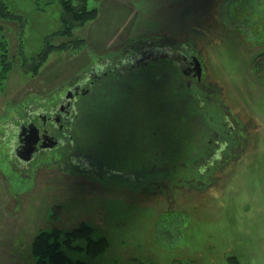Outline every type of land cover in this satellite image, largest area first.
Returning <instances> with one entry per match:
<instances>
[{"label":"rangeland","instance_id":"obj_1","mask_svg":"<svg viewBox=\"0 0 264 264\" xmlns=\"http://www.w3.org/2000/svg\"><path fill=\"white\" fill-rule=\"evenodd\" d=\"M6 2L24 23L0 18L12 63L0 83V264H35L30 247L39 232L83 223L109 247L96 257L64 247L72 261L264 264V81L252 65L264 52V0H89L97 18L73 31L85 46L51 53L37 74L26 72L25 58L58 28V4ZM148 46L187 48L201 61L192 103L214 130L231 132L222 135L230 144L219 160L194 162L207 150L213 160L220 145L208 119L186 111L182 73L161 58L127 77H103L95 91L107 101L88 123V98L80 104L74 142L82 141L89 169L77 171L73 153L56 151L29 166L18 162L20 118L93 64L129 60ZM160 126L177 132L155 134Z\"/></svg>","mask_w":264,"mask_h":264},{"label":"flooded vegetation","instance_id":"obj_2","mask_svg":"<svg viewBox=\"0 0 264 264\" xmlns=\"http://www.w3.org/2000/svg\"><path fill=\"white\" fill-rule=\"evenodd\" d=\"M193 57L197 56L188 51L187 48L178 51L173 48L148 46L140 54H136L135 57L129 59L130 61L126 58L119 59L116 64L106 61L93 64L89 70L81 75L80 79H73L68 86H61L51 96H46L40 103H37L32 110L27 112V116L18 120V125L15 129L16 133L13 136L14 153L17 156L18 162L29 166L37 162L42 156L56 151L62 152L63 156L73 153L74 159L72 161L74 166H80L82 162V167L78 168L77 171L89 169L91 167L90 162L83 160L85 157L80 151L81 143L79 140L74 142V136L78 138L79 121L82 119L80 114L82 106L80 107V104L84 103L86 98L91 100L90 103L97 99L95 88L103 82V77H127L128 73H133L138 67L146 66L147 62L151 60L170 59L175 67L178 68L177 70H180V73H182L184 85L188 87L187 91L191 92L192 83H196L198 87L202 83V77L200 80L195 77L196 72L194 69L196 65L193 63ZM111 64L113 65L112 67ZM201 67L203 75L204 68L202 63ZM196 96H199L198 93ZM225 119L226 116L223 117L220 123L221 128ZM35 127H37L38 132L35 130ZM223 134L230 136L231 132L229 133L224 130L222 134L216 135L214 143L216 146L220 145V148L217 149L219 154L215 155L213 160H210L209 155L204 160L199 161L195 159L194 162L207 166V163L219 160L222 156L223 148L230 144L228 143V139L222 136ZM37 140L38 143L36 144ZM224 140L226 142L220 144ZM22 145L24 146L23 148ZM32 150H35V152L29 161H23L18 155V153L22 154L24 151H27L29 154Z\"/></svg>","mask_w":264,"mask_h":264},{"label":"trees","instance_id":"obj_3","mask_svg":"<svg viewBox=\"0 0 264 264\" xmlns=\"http://www.w3.org/2000/svg\"><path fill=\"white\" fill-rule=\"evenodd\" d=\"M88 1L89 0H56L60 10L58 28L50 35L42 39L41 48L36 53V55L31 57L30 60L25 58L24 66L27 67L25 69L26 72H33L34 74H37L41 67L47 62L49 55L53 52H68L82 49L85 46L86 43L84 40L74 38L73 31L76 27H82L89 21L95 20L97 18L98 10L95 8L90 9L88 7ZM9 6L10 5L6 2V0H0V18L5 20H20V22L24 23L23 17L10 10ZM2 30L3 26H0V31ZM56 39L63 40L55 42ZM0 49L2 51L0 59V83H2V81L6 79L8 73L10 72L12 63L8 58L5 41H0ZM252 65L253 70L258 78L264 81V52L255 56ZM189 92L190 91L186 92L185 98H187V101L191 103L186 104V111H189V114L197 116L200 115L204 117V120L207 118L209 121H207V123L210 125L209 129L212 131V133H214V136L220 134V131H216L212 128L213 122H211L209 117H206L207 114L204 112V108L202 106L198 107L196 104L192 103V101L196 102L195 99H197V96H193L191 95V92ZM106 101V98H102L101 100L97 98L92 103H90L91 100H88L86 102V106L83 105L82 108H87V114L89 111L90 114H88L89 116L85 118L86 121L83 118V114L81 120L84 119V123H88L91 114L95 115V110L97 112L96 116L98 117V112H100L102 108L104 109V103ZM90 107L93 109L92 112L89 109ZM158 130L159 131L156 130L154 133L161 134L163 132L166 133V131H169L170 134H174V132H177L176 130H173V128H165V126H160ZM83 131L86 133V127L83 128ZM211 149L213 153V148ZM97 152L99 153V150H97ZM208 152V150L206 154L203 152V154H205L203 157H200L199 155H193L192 157H197V159L200 157L198 159L199 161L202 159L204 160L208 158L211 153ZM173 169L174 167L170 170ZM78 239L84 240L85 245L75 244ZM64 247L67 249L82 250L85 251L89 256L96 257L108 249L109 241L105 236L94 238L93 228L90 225L83 223L80 226L74 227L72 229L60 230L58 228H54L49 231L45 230L39 232L32 242L30 251L32 256L35 258V264H88L82 261H72L63 250ZM229 260L234 264H237L235 257H231ZM129 264L152 263H143L134 259Z\"/></svg>","mask_w":264,"mask_h":264},{"label":"water","instance_id":"obj_4","mask_svg":"<svg viewBox=\"0 0 264 264\" xmlns=\"http://www.w3.org/2000/svg\"><path fill=\"white\" fill-rule=\"evenodd\" d=\"M193 63L196 65V68L194 69L195 72H196V75L195 77L198 78V80L201 79L202 77V67H201V63L199 61V59L197 57H193ZM35 130H37L38 132V129L37 127H35ZM36 144L38 143V140L37 142H35ZM24 146L22 145V148ZM35 152V150H32L31 152H29V154L27 153V151H24L22 154L18 153L19 157L23 160V161H29L31 160V158L33 157V153Z\"/></svg>","mask_w":264,"mask_h":264}]
</instances>
